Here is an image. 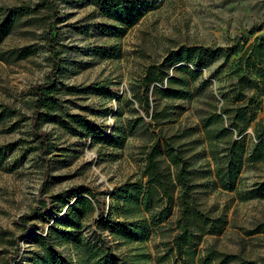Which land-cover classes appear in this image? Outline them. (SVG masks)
<instances>
[{
	"label": "rangeland",
	"instance_id": "rangeland-1",
	"mask_svg": "<svg viewBox=\"0 0 264 264\" xmlns=\"http://www.w3.org/2000/svg\"><path fill=\"white\" fill-rule=\"evenodd\" d=\"M101 1L0 0L2 7L29 6V13L16 20L0 41V264L16 254L15 264H37L34 252L39 247L34 234L47 237L46 242L53 245L61 259L75 260L76 250L71 243L48 234L49 226L57 219L67 222L64 208L53 195L69 200L74 188L90 186L99 192L97 200L104 215L116 218L111 193L128 182L145 179V153L156 138L195 128L204 110L223 105L221 95L236 78L232 70L238 55L228 62L219 58L203 68L199 80H208L209 86L200 96L182 102L184 112L175 123L161 127H154L132 98L140 90L149 64L161 62L169 51L182 46L241 47L243 52L256 36L264 35V0H143L146 14L132 26L119 28L105 15ZM51 25L56 28L62 64L54 74L59 88L54 95L59 102L51 113L57 114V119L39 122L49 140L46 167L39 154V139L31 127V87L47 82L52 72L45 40ZM23 46H30L33 52L19 57L18 50ZM91 83H101L103 91L109 90L110 94L96 92L97 88L87 92L84 88ZM66 86L76 91L68 92ZM77 116L86 124L85 129L73 122ZM60 117L66 124L59 123ZM260 118H264V102L247 130L249 137ZM200 136L199 131L180 141ZM115 137L123 138L121 145L112 144ZM205 147V143L193 146L192 153L201 155L198 164L210 159L203 151ZM261 180L264 163L245 165L237 188L247 189ZM45 195L51 197L46 212L27 220L30 228L25 230L20 217L29 214ZM198 197L203 208L215 213L224 211L228 219L219 235L204 236L199 249L213 244L223 252L260 264L264 232H252L264 223V197L239 200L235 191L222 190L210 180ZM97 215L96 209L93 216ZM175 218L176 209L169 221ZM90 223L83 221L84 225ZM105 235L112 240L107 232ZM171 237L169 223L150 229L144 243L152 255L150 264H156V255L163 254V243ZM127 248L122 244L118 250Z\"/></svg>",
	"mask_w": 264,
	"mask_h": 264
},
{
	"label": "trees",
	"instance_id": "trees-1",
	"mask_svg": "<svg viewBox=\"0 0 264 264\" xmlns=\"http://www.w3.org/2000/svg\"><path fill=\"white\" fill-rule=\"evenodd\" d=\"M102 2V1H101ZM104 13L119 26H132L143 17L148 8L143 0H103ZM29 13V6H0V41L12 30L19 18ZM55 25L45 34L46 46L50 53L52 72L45 83L31 87L33 114L31 127L39 139V154L48 167L46 154L49 151L48 134L39 128L41 120L56 121V104L59 102V88L54 74L61 68L59 48L56 47ZM30 46H23L19 57L30 55ZM241 49V47H240ZM220 46H182L167 53L161 62L149 64L140 81V90L132 98L150 118L154 127L175 123L184 112L183 101L200 96L209 86L208 80L201 79V71L219 58L228 62L233 55L232 73L236 78L221 95L223 105L211 106L199 117V125L185 128L167 136L156 138L145 153L144 180L128 182L111 193L112 215L105 216L94 188L85 185L73 189L67 200L62 195L54 196L61 203L67 222L56 220L48 228L49 235H58L64 243H71L76 250L75 260L61 259L47 237L34 234L38 245L37 264H150L152 255L144 247L150 229L169 223L172 237L163 243V254H157L156 264H256L238 254L223 252L213 244L199 249L204 236L219 235L228 223L224 211L216 212L203 208L198 194L208 188L209 180L214 186L225 191H235L239 200L264 197V180L254 182L247 189H238V178L245 165L264 163V118H260L252 128L249 137L247 130L262 109L264 102V35L255 37L242 52ZM242 52V53H241ZM241 53V54H240ZM97 88V89H96ZM87 92L110 94L103 91L101 83H91L84 88ZM68 92L76 91L66 86ZM60 124H66L59 118ZM142 121V118H138ZM80 128L86 124L79 116L74 117ZM135 127V126H133ZM199 138L187 142L180 140L195 132ZM123 138L115 137L112 144L121 145ZM205 143L209 160L204 164L196 161L201 156L192 153L193 146ZM205 153V152H204ZM212 164H211V163ZM50 196H42L40 202L29 214L20 219L25 230L30 228L27 220L37 218L46 212ZM98 215L93 216L95 210ZM176 218L169 221L173 210ZM84 220L91 223L84 225ZM56 225L63 227L58 228ZM88 228L87 233L81 232ZM107 232L112 240L105 235ZM264 232V223L252 233ZM112 241H119L113 245ZM127 250H118L120 245ZM133 244L135 246H129ZM17 254L8 257L5 264H15ZM264 264V256L260 260Z\"/></svg>",
	"mask_w": 264,
	"mask_h": 264
}]
</instances>
